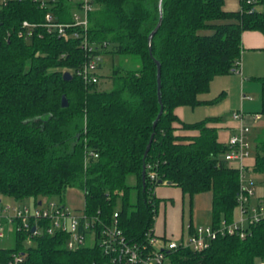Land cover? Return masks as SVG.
<instances>
[{"label": "trees", "instance_id": "1", "mask_svg": "<svg viewBox=\"0 0 264 264\" xmlns=\"http://www.w3.org/2000/svg\"><path fill=\"white\" fill-rule=\"evenodd\" d=\"M57 2L40 6L35 0H7L0 5V194L20 202L57 194L64 203L67 188L79 189L84 205L76 209L104 223L117 211V226L126 239L142 244L154 232L160 199L154 188L170 180L190 197L211 190L210 223L232 222L239 169L224 158L228 145L218 139L221 116L186 121L175 108L220 98L200 94L209 90L215 75L239 70L243 30L264 35V9L259 7L264 0H240L237 10L225 9L224 0H162V21L151 38V51L147 35L158 20V0H97L87 29L99 54L97 66L107 52L119 57L107 75L109 89H99L98 80L85 83L75 73L86 57L77 38L44 28L40 34L17 35L23 19L42 21L47 11L70 19L72 4ZM156 60L163 110L153 126L160 107ZM64 70L71 72L70 79L63 77ZM251 78L260 84L264 114V75ZM178 128L197 133L181 134ZM255 141L251 170L261 173L264 186V129ZM117 197L122 204L115 210ZM243 229V237L237 231L220 233L201 250H166L168 263L163 264L264 262V216ZM8 232L13 245L0 246V264H8L13 252H21L25 264H90L106 258L98 244L68 248L66 231H43L32 244L26 230Z\"/></svg>", "mask_w": 264, "mask_h": 264}, {"label": "built area", "instance_id": "2", "mask_svg": "<svg viewBox=\"0 0 264 264\" xmlns=\"http://www.w3.org/2000/svg\"><path fill=\"white\" fill-rule=\"evenodd\" d=\"M7 0H0V5ZM40 6L46 4L57 5L58 0H35ZM72 4L70 19L60 20L58 14L47 11L42 21H30L23 19L17 29L18 36L27 37L40 34V28L47 32L56 33L64 38L75 37L79 46L85 53V59L75 69L85 83L97 82V60L99 54L93 50V43L88 37L89 13L97 5V0H67ZM9 34V31H7ZM244 96V95H243ZM246 96V95H245ZM250 115L253 122L258 121L262 113L260 111L247 113L242 109L232 112L233 119L238 121L235 131L228 137L227 149L224 158L227 161H239V190L237 193L236 219L230 223L224 220L219 225L211 223L198 224L191 228L186 241L175 240L169 236H160L150 232L146 241L142 244L128 241L121 229L117 226L118 212H113V217L108 223H104L95 217L88 218L83 209H75L66 202H57L51 198H40L31 204L25 202L5 201L0 194V237L7 231L16 229L26 230L28 233L27 242L43 231L55 233L66 231L68 238L66 246L70 249L81 245L98 244L106 258L92 261L90 264H163L166 250L175 249L178 246L189 247L192 250H201L209 246L210 242L220 233H232L237 231L241 237L244 236L243 227L259 220L264 216V197L253 201L254 181L246 174L247 170L243 159L249 155V133L251 124L246 121ZM96 155V154H95ZM150 178L156 173L149 171ZM93 235L94 242L89 244L86 240ZM8 264H25L24 255L21 252H13ZM260 264H264L263 261Z\"/></svg>", "mask_w": 264, "mask_h": 264}, {"label": "crops", "instance_id": "3", "mask_svg": "<svg viewBox=\"0 0 264 264\" xmlns=\"http://www.w3.org/2000/svg\"><path fill=\"white\" fill-rule=\"evenodd\" d=\"M223 7L227 10H237L240 8V0H224ZM263 8V5L259 6ZM62 11V10H60ZM59 11V12H60ZM264 60V35L261 31L256 29H246L241 32V56H240V68L237 70L238 74H232L235 71L226 74H219L213 77V82L211 87H214V82L217 80H225L226 75H230L232 79V84L229 83L227 86L221 88L218 92V95L221 94L220 98L212 103H201L199 104L197 110V117H200L202 113L205 116H221L220 121L217 125L220 126L218 131V139L221 142H226L228 137L235 131L238 121L233 119L232 112L235 109H242L245 112L260 111V99L255 106H249V101L253 99L252 95L245 91L244 86L248 89H254L252 81H245L252 76L258 75L259 63ZM239 79L240 90H239V103L234 97H232L233 91L232 88L237 89V81ZM211 80V81H212ZM259 83V82H258ZM260 87V84L259 86ZM208 91L204 92L207 93ZM244 95V96H243ZM246 95V96H245ZM200 97L203 99H211L214 96H207L200 94ZM191 107V106H190ZM188 105H179L175 108L176 114L179 118L190 121L191 109ZM193 110V109H192ZM204 116V117H205ZM201 119V118H199ZM198 120V119H197ZM192 121V120H191ZM246 121L251 124V131L249 133V138L251 136H256L257 133H260L264 129V118L259 119L256 122H253L250 115L246 116ZM178 125V123H175ZM178 133L181 134H195L197 130H190L184 128H178ZM254 156H247L243 159V164L246 168H251L254 164ZM229 164L239 167V161H228ZM247 174V172H246ZM154 192L157 197H159L157 213L155 215L153 231L160 236H171L178 238L179 240L183 238L184 231L186 230L187 236L190 233L192 227L198 224H207L211 222V204H212V192L211 190H205L201 192L194 193L191 197L183 192L179 186L173 185L171 183H161L154 188ZM189 197V210L188 216L184 214L185 210V195ZM253 201L259 197H253ZM73 208H77L78 203L72 201ZM205 214L203 215V212ZM209 212V215L207 214ZM238 215V211L236 217ZM235 217V219H236ZM234 219V220H235ZM233 220V221H234ZM5 247V246H3Z\"/></svg>", "mask_w": 264, "mask_h": 264}, {"label": "rangeland", "instance_id": "4", "mask_svg": "<svg viewBox=\"0 0 264 264\" xmlns=\"http://www.w3.org/2000/svg\"><path fill=\"white\" fill-rule=\"evenodd\" d=\"M260 5H263V8H264V4H260ZM107 48L109 49L110 45H108ZM118 59H119L118 55L113 54L111 52H107L104 54L103 63L100 67L97 68V72L100 74V80L98 79V86H97L99 89H109L112 86L111 80L108 78L107 75L111 73L113 65L118 62ZM257 69L259 70V72H261V73H258V75H264V60H262L259 63V67ZM232 74H238L237 70L235 72H233ZM226 77L227 78H225V80H223V81L217 80L216 83L214 82V85H216L214 87H211V83L213 82V80H212L210 82L208 92L207 93H201V96L202 95H207V96L213 95L214 97L217 96L218 92L221 90V88L224 86V84L227 86L229 83H231V84L233 83L229 74L226 75ZM248 81H252V85H254V89H248V88H246V86H244L245 91L248 92L249 94H251L253 97V99L248 100L249 106H255L257 104L256 108H258V106H259L258 101L260 99V87H258L259 83L254 78H248V80L245 81V83H247ZM239 86H240V83H239V79H238L237 89L236 88L231 89L233 91L232 97H234L236 101L238 100V103H239V90H240ZM199 107H201V106L196 105L194 108H192L193 110L192 109L190 110L191 116H192L189 119L190 121L191 120L195 121V120H197L199 118H203L205 116L202 113V115H200V117H197L196 113H197V110ZM235 110H237V109H235ZM253 112H256V111H253ZM247 113H252V112H247ZM262 118H264V114H262L260 119H262ZM248 141H249V155L248 156H255L256 155L255 137L251 136ZM247 175L249 176V178H252L254 181V196L255 197H257V196L262 197L264 195V186H263V179H262L261 173L254 172L251 170V168H248L247 169ZM3 198L5 201L17 202V200H15L14 198L9 197L7 195H4ZM42 198H45V197H42ZM63 198H64V201L68 205H70L71 207H73L72 201H75L78 203V205H76V206H78L77 208H82L84 205V197H83L82 192L79 189L67 188V190L65 191V193L63 195ZM51 199L59 202L61 200V196L57 195V194L52 195ZM188 199H189V197L186 194L185 195V210H184V214L186 216H188V210H189V200ZM22 202H25L27 204H31V203H33V198L32 197H26L24 199V201H22ZM121 204H122V201H121L120 197H117L115 200L114 209L115 210L120 209ZM204 214H205V211L203 212V215ZM207 214L209 215V212ZM236 214H237V212H236ZM169 237H171V236H169ZM171 238H173L175 240H179L178 238H174V237H171ZM187 238H188V236H187V232L185 230L184 234H183V240L186 241ZM86 241L89 244H92L94 242L93 235L91 234L90 237H88ZM29 243L32 244V241ZM12 245H13V236L10 232L6 231L5 234L0 237V246L10 247ZM165 263H168V259H165Z\"/></svg>", "mask_w": 264, "mask_h": 264}, {"label": "water", "instance_id": "5", "mask_svg": "<svg viewBox=\"0 0 264 264\" xmlns=\"http://www.w3.org/2000/svg\"><path fill=\"white\" fill-rule=\"evenodd\" d=\"M161 2L162 0H158V11H159V15H158V20H157V23L156 25L149 31L148 35H147V41H148V48H149V51H151V38L153 36V34L155 33V31L157 30V28L159 27L161 21H162V5H161ZM151 54V52H150ZM156 65H157V70H156V76H157V99L159 101V104H160V107H159V111L157 113V115L155 116L153 122H152V125L154 126L158 120V118L160 117V114L162 113V99H161V84H160V63L159 61L156 60ZM72 76L71 72L69 70H64L63 71V77L65 79H70ZM61 105L62 106H65L67 105V99H66V96L65 95H62L61 97ZM152 135L153 133H151L150 135V138L146 144V147H145V150H144V156L146 155L149 147H150V142L152 140ZM161 182V179L159 180ZM166 183H171L170 180H167ZM142 185H143V188L145 186V163H143V168H142ZM40 201H38L39 203Z\"/></svg>", "mask_w": 264, "mask_h": 264}]
</instances>
